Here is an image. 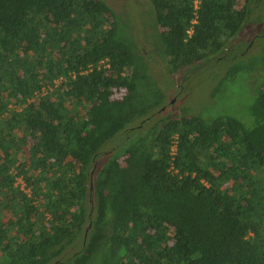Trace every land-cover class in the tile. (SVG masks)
I'll use <instances>...</instances> for the list:
<instances>
[{"label":"trees","instance_id":"16d2710c","mask_svg":"<svg viewBox=\"0 0 264 264\" xmlns=\"http://www.w3.org/2000/svg\"><path fill=\"white\" fill-rule=\"evenodd\" d=\"M143 1L171 83L252 2ZM127 21L107 0H0V264H264V79L241 117L166 114Z\"/></svg>","mask_w":264,"mask_h":264},{"label":"rangeland","instance_id":"374dc122","mask_svg":"<svg viewBox=\"0 0 264 264\" xmlns=\"http://www.w3.org/2000/svg\"><path fill=\"white\" fill-rule=\"evenodd\" d=\"M118 15H124L131 24V34L137 44L138 52L152 56L153 70L158 75L160 87L169 95L167 102L171 106L166 114L179 113L186 110L188 114H200L202 118L229 115L241 117L246 112L255 89L264 79V61L257 62V56L264 54V0H252L249 13L240 34H238L224 52L213 60L196 68L183 71L175 83L164 81L167 72L157 62L158 56L152 51V21L147 6L143 0H107ZM127 21V22H128ZM153 53V54H152ZM237 55V57H236ZM237 58V59H236ZM252 67L250 74L238 75L235 82H228L221 88L217 87L224 70H228L234 61L238 60ZM255 61V62H254ZM260 65V66H259ZM168 79V78H167ZM215 89L217 92H215ZM120 139H116L105 147V151L118 148ZM22 188V184L17 180Z\"/></svg>","mask_w":264,"mask_h":264}]
</instances>
